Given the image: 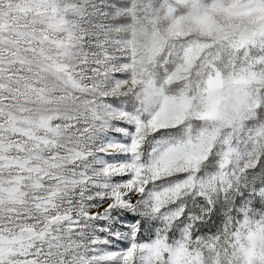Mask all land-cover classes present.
I'll use <instances>...</instances> for the list:
<instances>
[{"label":"snow or ice","instance_id":"6c2138e0","mask_svg":"<svg viewBox=\"0 0 264 264\" xmlns=\"http://www.w3.org/2000/svg\"><path fill=\"white\" fill-rule=\"evenodd\" d=\"M0 264H264V0H0Z\"/></svg>","mask_w":264,"mask_h":264}]
</instances>
